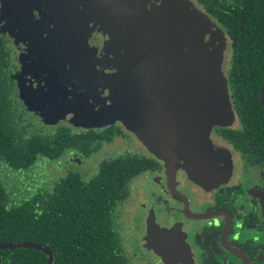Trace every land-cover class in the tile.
<instances>
[{"label": "flooded vegetation", "instance_id": "flooded-vegetation-1", "mask_svg": "<svg viewBox=\"0 0 264 264\" xmlns=\"http://www.w3.org/2000/svg\"><path fill=\"white\" fill-rule=\"evenodd\" d=\"M159 2L146 0L150 14ZM192 2L205 13L203 5ZM138 4L139 0H6L0 12V37L7 44L4 60L12 78L3 101L12 110L15 124L32 123L44 137L54 135L56 128H67L74 135L90 132L91 149H96L85 153L68 148L55 160L62 173L58 178L75 174L83 179L63 165L95 158L104 144L115 139L123 143L125 154L136 157L141 170L125 184L109 223L117 240L112 249L122 264H264V167L220 134L238 123L212 132L211 149L221 144L227 149L224 156L230 153L235 160L230 161L229 175L225 173L222 181L212 175L208 185L190 161L176 163L179 151H173L170 162L163 160L117 123L88 129L59 118L63 105H73L82 94L90 100V95L104 94L113 75L125 76V44L113 45L119 37L126 41L117 15L131 17L128 13L136 12ZM118 26L121 34L114 36ZM225 38L231 60L232 40L226 33ZM142 118L139 114L136 122L144 123ZM133 143L138 152H130ZM210 152L203 155V162L214 157ZM150 246L160 252L150 254Z\"/></svg>", "mask_w": 264, "mask_h": 264}, {"label": "trees", "instance_id": "trees-1", "mask_svg": "<svg viewBox=\"0 0 264 264\" xmlns=\"http://www.w3.org/2000/svg\"><path fill=\"white\" fill-rule=\"evenodd\" d=\"M220 24L232 40L227 82L237 128L220 134L236 150L264 167V0H194ZM7 44L0 37V243L33 242L48 248L51 264H122L109 226L114 203L125 184L140 171L136 157L125 154L102 162L84 180L75 174L49 183L38 178L41 158L55 161L68 148L91 149L90 132L74 135L56 128L44 137L32 123L14 122L8 107ZM5 98V101H3ZM53 133V131H51ZM110 138V136L108 137ZM0 264H48V256L32 248L0 249Z\"/></svg>", "mask_w": 264, "mask_h": 264}, {"label": "water", "instance_id": "water-1", "mask_svg": "<svg viewBox=\"0 0 264 264\" xmlns=\"http://www.w3.org/2000/svg\"><path fill=\"white\" fill-rule=\"evenodd\" d=\"M154 13H149L146 0H139L137 11L128 13L131 17L117 15L124 20L126 33V77L139 89L136 98L144 109L135 118L140 113L146 115L142 118L145 122H135L136 130L131 131L163 160H172L173 151H179L176 163L183 159L191 164L194 158L203 161V155L210 151L205 141L206 116L221 115L225 106L212 72L214 68L220 70V63L202 60L196 32L185 12L170 15L163 24L159 22L162 14L155 20ZM260 104L264 111V80ZM17 248L42 251L48 256V264L52 263V253L37 243H0V249Z\"/></svg>", "mask_w": 264, "mask_h": 264}, {"label": "rangeland", "instance_id": "rangeland-1", "mask_svg": "<svg viewBox=\"0 0 264 264\" xmlns=\"http://www.w3.org/2000/svg\"><path fill=\"white\" fill-rule=\"evenodd\" d=\"M5 3L6 0H0V12L4 10ZM156 5L157 6L154 8V19L156 20L159 18L157 14H162L159 20V22L162 21V24L170 15L176 14L177 12H185L190 28L196 32V37H194L196 38L197 48L202 56V60H212L216 65L220 63V70L214 68L212 72L220 88V93L223 99H225V106L221 115L206 116L208 125L205 141L210 147V154L214 155V157L212 156L207 162L194 158L191 164L194 165L197 172L204 177L205 182L207 180L208 185L213 178H211L212 175H217L218 180L222 181L221 178L223 175H225V173L228 174V171H230V161L235 159L231 157L232 155H230V153L224 156L227 149L221 144L216 143L215 149L214 147L211 149V137L215 128L234 127L237 124V118L232 108L227 83V71L230 62L229 42L227 38H225L223 30L220 29L209 16L201 12L192 0H160L159 4ZM120 21L124 22V20ZM119 28L118 26L114 30V36H116V34H121ZM125 43L126 41L123 40V37H119L114 41L113 45L114 48H117V46L123 47ZM123 59V72H125V76L122 73L113 75L106 83L105 93L90 95L91 100L86 94L74 98L73 105L62 106L60 112H58L59 118L88 129H99L117 123L124 127L125 130L131 131L133 128V130H136L134 127L136 122L135 117L137 116V112H143L144 109H141L138 105L136 98L139 89L134 88L133 82L126 77L128 66L125 62L124 53ZM90 101L91 105L89 104ZM95 104L98 105L97 109H94L93 105ZM140 114H142L143 118L146 116L145 113ZM43 121H45V119H43ZM146 123H148V121ZM124 147L122 142L120 143L119 140L115 139L110 143L104 144L95 158L83 160L80 165L78 163L73 165L67 163L63 165V168L70 172L77 173L81 175L83 179L87 180L96 174L100 162L124 155L127 152ZM129 149L130 152H138L136 143L129 145ZM68 154H70V152L67 151V155ZM219 165L223 166V168H219ZM59 166V163L56 161L52 163L44 162L40 159L36 167V172L39 173L38 178L43 179L47 183L57 179L62 174L60 169L58 170ZM146 188L147 187L144 186V189ZM151 248L153 247L150 246L149 249H147L150 254H152V252H160V249ZM132 254L133 252H131V256Z\"/></svg>", "mask_w": 264, "mask_h": 264}]
</instances>
